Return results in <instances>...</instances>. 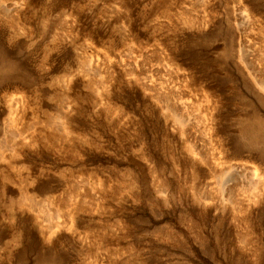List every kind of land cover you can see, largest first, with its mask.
Wrapping results in <instances>:
<instances>
[{
	"label": "rangeland",
	"instance_id": "1",
	"mask_svg": "<svg viewBox=\"0 0 264 264\" xmlns=\"http://www.w3.org/2000/svg\"><path fill=\"white\" fill-rule=\"evenodd\" d=\"M0 264H264V0H0Z\"/></svg>",
	"mask_w": 264,
	"mask_h": 264
}]
</instances>
